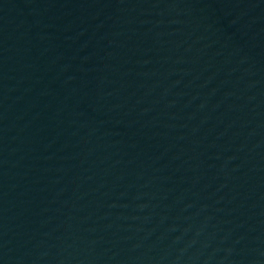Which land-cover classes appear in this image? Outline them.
<instances>
[{"label": "water", "instance_id": "1", "mask_svg": "<svg viewBox=\"0 0 264 264\" xmlns=\"http://www.w3.org/2000/svg\"><path fill=\"white\" fill-rule=\"evenodd\" d=\"M0 264H264V0H0Z\"/></svg>", "mask_w": 264, "mask_h": 264}]
</instances>
